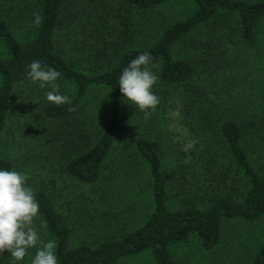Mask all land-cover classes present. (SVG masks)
I'll use <instances>...</instances> for the list:
<instances>
[{
  "label": "trees",
  "instance_id": "16d2710c",
  "mask_svg": "<svg viewBox=\"0 0 264 264\" xmlns=\"http://www.w3.org/2000/svg\"><path fill=\"white\" fill-rule=\"evenodd\" d=\"M9 1L25 4L15 14L18 31L17 26L16 30L11 27L2 8L4 0H0V131L6 125L13 91L28 79L26 66L34 60L59 71V80L73 88L71 103L44 105V116L50 120L75 119L91 88L108 93L106 119L100 121L93 136L85 132L82 138L78 133L83 128L74 126L77 137L73 139L74 133L68 129L63 140V148L70 150L65 156L66 172L80 182L94 184L101 178L122 132L126 101L118 78L123 68L145 51L152 55L150 67L157 66L158 81L153 91L160 103L147 117L144 111L131 108L129 137L130 154L149 175L152 211L141 224L128 230L116 227L118 218L107 217L103 226L107 234L96 243H74L72 229L57 212L52 196L44 189L37 190L40 220L47 221L46 237L56 242L59 264H118L123 257L143 252L150 254L151 264H175L172 247L176 244L194 236L201 247L210 249L220 241L225 220L252 221L264 214V92L258 105L249 109L247 119H221L220 105L214 101L205 105L196 95L198 91L188 86L193 60L174 52L181 42L203 39L194 40V33L204 26L216 27L217 19L231 14L237 18L243 41L251 44L264 18V0H187L189 11L158 28L144 46L133 45L139 30L133 28L131 13L137 17L174 0H113L114 5L108 4L111 0H91L87 9L71 0ZM34 12L42 16L38 27L33 23ZM216 35L213 32L203 39L209 50L214 51L218 44ZM215 36L217 44L212 45ZM210 55L217 56L215 52ZM76 61L92 65V71L75 67ZM169 97L173 100L168 101ZM170 102L180 106L178 112L190 122L192 131L198 132L199 140L210 125L217 126L216 144L196 156L209 174L205 182H193L185 164L179 163V156L169 158L154 141L161 121L156 113L166 112L164 107ZM80 140L85 141L83 145ZM167 158L171 168L165 164ZM0 168L13 170L14 162L0 156ZM250 264H264V233Z\"/></svg>",
  "mask_w": 264,
  "mask_h": 264
},
{
  "label": "rangeland",
  "instance_id": "374dc122",
  "mask_svg": "<svg viewBox=\"0 0 264 264\" xmlns=\"http://www.w3.org/2000/svg\"><path fill=\"white\" fill-rule=\"evenodd\" d=\"M71 1L75 6L85 9L92 5L89 4L91 0ZM1 4L11 27L16 30L15 14H18L19 8L25 3L11 4L9 0H4ZM108 4L114 5L113 0ZM189 8L187 0H174L137 17L135 13H131L134 17L133 28L139 30L135 34L133 45L144 46L150 43L158 28L185 15ZM136 25L138 28H135ZM210 26L196 31L194 40L201 37L204 39L213 32L216 33L218 44L216 36L211 41L212 45L217 44L214 51L209 50V47L204 45L205 40L201 39L195 43L181 42L174 52L176 56H186L193 60L194 69L188 86L198 91L196 95L202 103L207 105L214 101L220 105L218 112L221 114L218 116H221V119H247L249 109L258 105L264 92V18L257 26L256 39L251 44L241 38L234 14L217 19L216 27ZM17 28L19 31L20 27ZM65 46L68 48L67 44ZM213 52L217 56L210 55ZM211 59L217 62L209 61ZM73 63L85 72L92 71L89 68L92 65L79 64L77 61ZM151 69L157 74V66ZM57 83L60 84L61 94L70 98L73 94L72 85L59 79ZM49 90L39 88L29 78L16 85L6 125L0 131V156L12 159L15 167L13 170L28 174V185L34 192L44 189L52 196L57 212L72 229L71 241L74 243H96L107 234V229H103L107 217L118 218L120 224L116 227L121 230L132 229L141 224L152 211V200L148 172L129 150L133 124L130 112L135 106L126 102L122 132L107 160L103 174L96 183L87 184L72 178L66 172L65 156L70 150L63 148V140L68 129L74 133L73 139L77 137L74 126L83 128L78 133L82 138L81 134L85 132L93 136V131L99 127L100 121L106 119L108 93L102 88H91L75 119L64 121L50 120L44 116L43 107L49 102L46 99V92ZM172 100L169 97L168 101ZM169 104L172 103L164 107L166 112L156 113V117L161 118V121L155 131L154 141L159 150L169 158L179 156V163L182 161V164H185L190 172L188 177L193 182H205L209 174L196 156L199 151L207 150L208 145L216 144L217 126L210 125L199 140L198 132L192 131L190 122L178 112L180 106ZM262 134L264 136V133ZM192 140L196 141L195 146L185 151V145ZM84 142L81 141L80 145ZM169 158L165 160V164L171 168L173 165L169 163ZM263 233L264 214L252 221L240 218L225 220L221 239L216 246L205 249L194 236L173 246L175 264H250ZM41 237L45 241L48 240L46 231H41ZM35 250L29 249L23 264H30ZM3 256L4 261L10 262L9 252H4ZM118 264H151V256L148 252H143L123 257Z\"/></svg>",
  "mask_w": 264,
  "mask_h": 264
},
{
  "label": "clouds",
  "instance_id": "9594fccd",
  "mask_svg": "<svg viewBox=\"0 0 264 264\" xmlns=\"http://www.w3.org/2000/svg\"><path fill=\"white\" fill-rule=\"evenodd\" d=\"M33 16V23L38 27L42 16L39 12H34ZM151 64L152 55L145 51L132 59L118 78L124 100L144 111L145 117L160 103V98L153 91L158 76L152 71ZM26 74L39 88L50 89L46 92L50 103L56 106L71 103L69 96L60 92V84L57 83L61 76L59 71L45 68L40 61L34 60L26 66ZM195 144V140L190 141L184 150L193 148ZM28 179L26 172L0 168V264H4L5 251L10 253L9 264H22L29 249H36L30 264H59L56 242L52 239L45 241L41 237V231H46L48 224L40 220L39 203Z\"/></svg>",
  "mask_w": 264,
  "mask_h": 264
}]
</instances>
